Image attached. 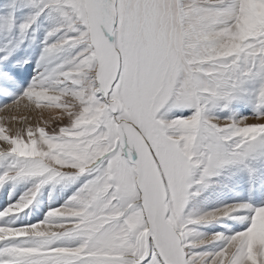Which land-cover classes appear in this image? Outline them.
Listing matches in <instances>:
<instances>
[{
  "label": "snow or ice",
  "instance_id": "obj_1",
  "mask_svg": "<svg viewBox=\"0 0 264 264\" xmlns=\"http://www.w3.org/2000/svg\"><path fill=\"white\" fill-rule=\"evenodd\" d=\"M0 264H264V0H0Z\"/></svg>",
  "mask_w": 264,
  "mask_h": 264
}]
</instances>
